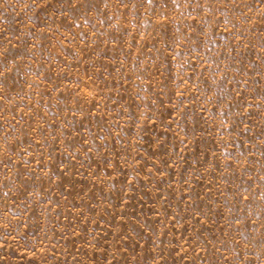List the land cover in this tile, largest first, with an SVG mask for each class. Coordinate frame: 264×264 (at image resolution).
<instances>
[{
	"label": "rangeland",
	"instance_id": "obj_1",
	"mask_svg": "<svg viewBox=\"0 0 264 264\" xmlns=\"http://www.w3.org/2000/svg\"><path fill=\"white\" fill-rule=\"evenodd\" d=\"M0 264H264V0H0Z\"/></svg>",
	"mask_w": 264,
	"mask_h": 264
}]
</instances>
